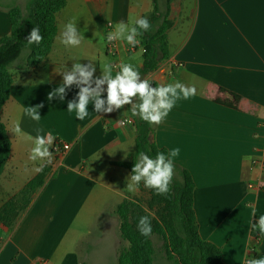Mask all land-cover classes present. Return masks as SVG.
<instances>
[{
    "label": "crops",
    "instance_id": "1",
    "mask_svg": "<svg viewBox=\"0 0 264 264\" xmlns=\"http://www.w3.org/2000/svg\"><path fill=\"white\" fill-rule=\"evenodd\" d=\"M19 5L0 0V39L11 33L9 9ZM153 10L152 0H67L48 57L38 68L23 63L11 71V96L0 112L11 142L0 179V210L39 175L40 164L49 173L15 225L9 229L0 222V264H109L111 259L118 264L120 251L129 246L115 209L142 196L139 188L129 191L131 171L122 166L137 156L135 124L117 123L133 120L131 106L99 114L90 104L81 121L67 111L75 86L64 101H49L47 95L76 62H93L97 77L104 62L118 66L123 60L142 69L140 43L117 41L113 55L105 31ZM170 19L169 57L140 76L158 86L179 81L195 87L196 94L178 100L154 125L153 141L160 149H180L173 162L194 180L199 234L221 249L224 263L264 258V235L253 228L264 215V0H174ZM70 21L84 37L79 47L58 39ZM41 103L39 122L24 114L25 107ZM17 124L20 134L13 131ZM36 129L51 133L53 145L69 144L70 151L52 154L50 163L30 160L29 136L35 137Z\"/></svg>",
    "mask_w": 264,
    "mask_h": 264
},
{
    "label": "trees",
    "instance_id": "2",
    "mask_svg": "<svg viewBox=\"0 0 264 264\" xmlns=\"http://www.w3.org/2000/svg\"><path fill=\"white\" fill-rule=\"evenodd\" d=\"M162 11L159 0H152L153 12L146 18L152 25L151 30L138 37L144 49V63L139 70L141 76H148L156 71L160 63L169 55L168 33L173 28L170 19L171 5L174 0H165ZM67 6V0H30L28 17H24L19 7L9 9L11 33L0 39V112L11 96L14 82L10 71L12 65L21 57L25 49L29 50L26 59L28 68H38L53 49L58 34L57 15ZM40 29L44 37L40 44H28L26 38L33 27ZM152 86H158L156 83ZM135 122L137 154L145 152L155 158L158 152L167 153L153 141L154 125L142 121L139 116H132ZM11 156V142L7 129L0 122V179ZM132 171L134 163L123 164ZM170 192L158 195L154 190L139 185L141 194H148L149 199L143 202L142 196L136 200H126L115 209L120 221V234L129 246L120 251L118 264H154L156 236L164 240L166 257L176 264H225L221 249L203 240L199 234L197 217L194 209L195 183L187 170L175 165ZM49 168L44 167L37 177L0 210V222L12 228L21 215L29 208L34 194L44 185ZM142 216H149L152 233L149 237L140 234L137 228Z\"/></svg>",
    "mask_w": 264,
    "mask_h": 264
},
{
    "label": "clouds",
    "instance_id": "3",
    "mask_svg": "<svg viewBox=\"0 0 264 264\" xmlns=\"http://www.w3.org/2000/svg\"><path fill=\"white\" fill-rule=\"evenodd\" d=\"M152 25L146 17L129 18V22L119 21L114 30L107 34V41H125L127 44L136 46L140 43L138 37L151 30ZM44 37L38 27H33L26 38L28 44H40ZM66 47H79L84 39L78 31L74 21L63 26L58 37ZM118 70L113 74L114 68ZM101 75L94 76L95 64L89 61L88 64L76 62L70 69L63 71V82L60 86L50 91L47 95L49 101L58 98L64 101L67 91L75 86L78 89L76 97L67 103V111L74 113L75 118L84 120L89 115V105H92L96 113H112L131 106L132 116L147 122L149 125H159L168 116L175 104L180 99H188L196 94L195 87L186 86L179 81L167 84L152 86L148 79H142L136 66L131 62L121 60L119 65L112 62H104L100 67ZM106 93V96L104 95ZM43 104L24 108V114L30 119L39 122L41 116L39 109ZM119 125L131 123V120H118ZM16 134L22 132L19 124L15 125ZM42 129H36L35 137L29 136L34 146L31 149L29 159L32 161L51 162L52 152L50 151L55 137L48 133L41 135ZM180 154L179 148L170 149L167 153L158 152L155 158L145 152H139L135 157V163L130 176L127 178V188L135 191L143 183L145 188L152 189L158 195H166L170 192L175 174L174 159ZM44 164L36 168L37 172L43 170ZM138 231L144 237L151 236L152 226L149 216L140 217L137 224ZM253 228L264 235V215L258 218ZM245 264H264V258L246 259Z\"/></svg>",
    "mask_w": 264,
    "mask_h": 264
},
{
    "label": "rangeland",
    "instance_id": "4",
    "mask_svg": "<svg viewBox=\"0 0 264 264\" xmlns=\"http://www.w3.org/2000/svg\"><path fill=\"white\" fill-rule=\"evenodd\" d=\"M159 1H160L159 6H160L161 10L164 11L166 1L165 0H159ZM29 2H30V0H11V4H20L19 7L22 9L24 17H28V4H29ZM28 54H29V50L25 49L23 54L21 55V57L12 65V67L10 68V71H13V69H15V66H17V65H20L23 63L26 64V59H27ZM175 176L177 178L180 177V171L179 170L175 172ZM142 198H143V202L145 204V202L149 199V196H148V194H143ZM96 234L97 233H94L93 237H95ZM153 241H154V246H155V250H156L155 263L154 264H176L175 261H170L167 259L166 252L164 249V240L161 237L156 236L153 238ZM115 262H116V260L111 259L109 264H116Z\"/></svg>",
    "mask_w": 264,
    "mask_h": 264
},
{
    "label": "built area",
    "instance_id": "5",
    "mask_svg": "<svg viewBox=\"0 0 264 264\" xmlns=\"http://www.w3.org/2000/svg\"><path fill=\"white\" fill-rule=\"evenodd\" d=\"M110 31H112V25H111V24L108 25V27H107V29H106V31H105V40H106V44H107V50H108L110 53H112L113 55H115V54H116L117 41H113V42H111V43H109V42L107 41V34H108ZM125 120H131V123H129V124H125V125H122V126L134 125V124H135V122H134L132 119H130V118H127V119H125ZM70 149H71V146H70L69 144H67V143L57 142V143H55V144L51 147L50 151H51L52 154H54V155H63V154H65V153H67L68 151H70ZM261 166L264 168V161L261 162Z\"/></svg>",
    "mask_w": 264,
    "mask_h": 264
}]
</instances>
